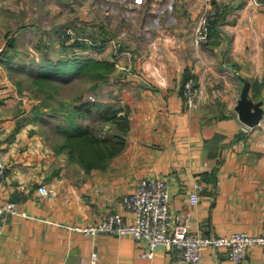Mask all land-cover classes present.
<instances>
[{
  "label": "crops",
  "instance_id": "0c3cea01",
  "mask_svg": "<svg viewBox=\"0 0 264 264\" xmlns=\"http://www.w3.org/2000/svg\"><path fill=\"white\" fill-rule=\"evenodd\" d=\"M7 2L40 10L45 4L0 0V8ZM65 2L53 0L50 10L62 9ZM83 2L72 25L90 6ZM111 5L122 11L116 22L128 24L124 46L132 50L138 69L146 65L150 79L131 76L124 96L111 99L129 108L130 128L124 149L105 169L86 170L47 145L39 118H26L28 108L16 111L15 87L0 81V160L7 167L0 205L13 201L18 211L0 214V264H185L163 247L154 257L143 256L146 243L129 234L93 236L71 228L99 221L112 210L132 221L134 213L123 197L149 175L168 177L171 208L189 212L194 231L264 233V114L250 126L236 110L242 78L251 81L249 95L262 100L264 108V3L112 0ZM205 13H210L209 38L198 43ZM9 41L17 45V35ZM191 77L198 88L190 101L183 84ZM198 179L206 187L201 201L192 205L189 194ZM41 185L50 192L41 193ZM203 256L205 264H264V245L251 246L241 262L224 247H205Z\"/></svg>",
  "mask_w": 264,
  "mask_h": 264
},
{
  "label": "rangeland",
  "instance_id": "374dc122",
  "mask_svg": "<svg viewBox=\"0 0 264 264\" xmlns=\"http://www.w3.org/2000/svg\"><path fill=\"white\" fill-rule=\"evenodd\" d=\"M43 1L45 4L42 10L17 8L11 2L4 3L0 8V50L4 44L6 45L5 49L3 48L6 58L0 59V81L4 78L3 81L6 80L15 87L13 93L16 92L19 97L15 106L16 111L28 108L26 118L31 116L39 118L38 129L48 136L45 143L51 144L57 152L66 153L58 147L65 138L62 127L70 125L67 115L74 113L67 109L73 111L75 105L84 101L115 103L126 107L122 105V101L111 102V99L124 96V89L133 81L131 76L143 80L148 79V75L144 71L146 65L142 62L143 68L141 66L138 69L133 61L132 50L127 45L124 46L127 44L125 41L129 34L128 24L126 20L122 21L120 18L119 22H116L115 19L120 17L122 11L114 10L112 0H65L68 4H61L62 9L56 12L50 10L53 7V0ZM83 1L90 6H86L83 19H78V22L72 25L70 21L75 19L71 17H77L79 11L82 13L80 3ZM71 2L74 4L69 6ZM64 10L71 11L72 16H67ZM35 19L39 20L38 26L31 25ZM56 24L60 26L57 27ZM15 34L18 37V44L15 45L13 42V45L9 46V39ZM67 36L69 38H66ZM77 40L81 41L82 45L75 44ZM146 55L148 56L146 53L142 55V60L147 58ZM65 57L100 60L111 58L115 63V69L102 79L72 72L62 75L50 68L52 80H35V77L39 76L40 66ZM135 69L139 70V73H136ZM121 113L124 114L125 110ZM76 119L90 127L93 132L111 135L114 130L113 125L99 116L97 109L90 115Z\"/></svg>",
  "mask_w": 264,
  "mask_h": 264
},
{
  "label": "built area",
  "instance_id": "2783aa9c",
  "mask_svg": "<svg viewBox=\"0 0 264 264\" xmlns=\"http://www.w3.org/2000/svg\"><path fill=\"white\" fill-rule=\"evenodd\" d=\"M264 3V0H254ZM142 3L143 0H135ZM210 13H205L197 27V41L204 43L209 38ZM197 82L191 77L184 84V95L190 101L197 92ZM3 126L0 125V133ZM7 167L0 160V190L4 186ZM205 184L196 180L190 191L189 201L198 204L205 190ZM39 191L48 194L50 189L41 185ZM127 209L134 213L132 221H128L118 210L110 211L99 221L86 225H73L71 228L93 236L100 233L115 235H132L136 240L144 241L147 248L143 256L154 257L158 248L163 247L172 252L179 261L185 264H205L203 250L205 247L226 249L228 256L236 262H241L248 255L249 248L254 245H264V233L254 234L247 231H234L229 235H204L192 229L190 213L187 211L173 212L169 197V179L166 176L149 175L141 178L134 191L123 197ZM15 202L6 207L0 205V214L18 212ZM97 260V253L93 254Z\"/></svg>",
  "mask_w": 264,
  "mask_h": 264
},
{
  "label": "trees",
  "instance_id": "16d2710c",
  "mask_svg": "<svg viewBox=\"0 0 264 264\" xmlns=\"http://www.w3.org/2000/svg\"><path fill=\"white\" fill-rule=\"evenodd\" d=\"M68 36L66 38H69ZM80 42L77 40L75 44L82 45ZM8 45H13V42L9 41ZM5 55L4 50L0 55V59L6 58ZM50 68L62 75L72 72L105 79L106 74L113 72L115 69V63L95 58L73 59L65 57L57 61H49L47 65L40 66L39 76L35 77V80H52V74L49 72ZM95 109L99 110V116L105 122L113 125L114 130L111 135L109 133L93 132L90 127L77 121V117L90 115ZM123 110H125L124 114L121 113ZM67 111L74 113L67 115L70 125L62 127L65 138L58 148L65 151L72 160L80 163L86 170L92 168L105 169L113 157L121 153L126 145V136L130 128L129 108L115 103L84 101L75 105L73 111L69 109Z\"/></svg>",
  "mask_w": 264,
  "mask_h": 264
},
{
  "label": "water",
  "instance_id": "95a60500",
  "mask_svg": "<svg viewBox=\"0 0 264 264\" xmlns=\"http://www.w3.org/2000/svg\"><path fill=\"white\" fill-rule=\"evenodd\" d=\"M3 49L0 50V55L2 54ZM244 81V86L241 92V97L238 101L236 110L238 111L240 119L250 125H257L264 114L263 101H255L249 95L251 81L247 78H242Z\"/></svg>",
  "mask_w": 264,
  "mask_h": 264
}]
</instances>
